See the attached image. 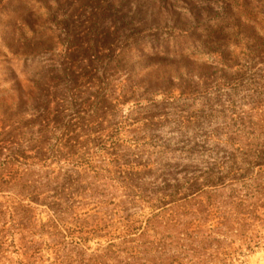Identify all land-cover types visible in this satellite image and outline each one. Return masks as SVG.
<instances>
[{
  "label": "rangeland",
  "instance_id": "1",
  "mask_svg": "<svg viewBox=\"0 0 264 264\" xmlns=\"http://www.w3.org/2000/svg\"><path fill=\"white\" fill-rule=\"evenodd\" d=\"M261 153L264 0H0V264H264Z\"/></svg>",
  "mask_w": 264,
  "mask_h": 264
},
{
  "label": "trees",
  "instance_id": "2",
  "mask_svg": "<svg viewBox=\"0 0 264 264\" xmlns=\"http://www.w3.org/2000/svg\"><path fill=\"white\" fill-rule=\"evenodd\" d=\"M259 157L264 159V154L261 153ZM233 166L234 164H232L228 169H225L222 164H219L215 166L216 171H212L211 169L207 172L200 171L199 175L190 171L188 172L190 175L187 176V178L182 179V182L175 179L173 187L175 188V192L180 191L185 193L181 199L188 200L193 196L203 193L205 190H212L216 186L222 185L225 177L235 175L232 174L231 170Z\"/></svg>",
  "mask_w": 264,
  "mask_h": 264
}]
</instances>
